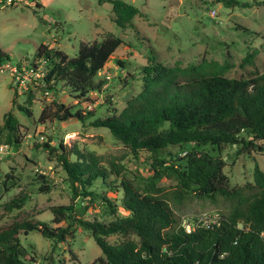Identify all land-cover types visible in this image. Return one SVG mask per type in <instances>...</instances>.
Instances as JSON below:
<instances>
[{
    "label": "trees",
    "instance_id": "trees-1",
    "mask_svg": "<svg viewBox=\"0 0 264 264\" xmlns=\"http://www.w3.org/2000/svg\"><path fill=\"white\" fill-rule=\"evenodd\" d=\"M106 1L113 6L114 22L124 29L140 14L124 0H100ZM220 1L229 6L243 4ZM122 44L114 35L92 44L81 42L74 58L41 44L30 67L43 76L32 78V82L45 93L63 90L74 99L93 103L91 94L104 85L95 78ZM248 58L253 62L254 55ZM7 61L9 57L0 49V66ZM17 67L20 72L22 65ZM209 67L171 68L151 61L140 68L141 91L124 110H114V114L90 123L107 128L135 154H150L155 174L146 182L122 178L119 172L96 165L91 155L71 152L61 142L57 148L43 142L42 147L62 167L71 203L51 207L50 223L18 220L0 228V264H26L29 253L20 240L21 233L36 231L62 245L77 227L89 232L101 249L102 256L91 264H264V171L256 166L253 183L231 186L220 154L225 146L235 145L249 157L264 156V72L228 78ZM18 96L14 89L12 107L31 119L32 111L17 103ZM31 100L28 98L27 104ZM55 106L53 117L62 122L78 119L84 123L94 117L93 111ZM22 143L20 122L10 110L0 125V145L19 148ZM186 146L191 148L183 155L171 151ZM165 170L171 171L177 182L170 192L157 187ZM7 177L10 182L0 185V193L16 186L15 178ZM97 181L116 198L92 189ZM50 190L45 182L39 192ZM187 198L221 199L230 208L217 220L200 223L187 232L170 203ZM26 202L27 197L20 194L5 205V211L21 210ZM94 209H98L99 218L87 219L89 210ZM112 237L119 240L112 243Z\"/></svg>",
    "mask_w": 264,
    "mask_h": 264
},
{
    "label": "rangeland",
    "instance_id": "rangeland-1",
    "mask_svg": "<svg viewBox=\"0 0 264 264\" xmlns=\"http://www.w3.org/2000/svg\"><path fill=\"white\" fill-rule=\"evenodd\" d=\"M124 1L140 11L133 25L125 29L114 22L113 6L107 1L16 0L11 6L0 5V49L9 57V61L0 66V125L4 114L11 110L20 122L23 136L22 145L19 148L9 145L0 160V185L9 184L7 176L14 177L16 182L10 192L0 193V228L18 220L50 223L51 207L71 203L62 167L42 147L43 142L56 148L61 142L71 152L89 154L96 165L117 171L122 178L146 182L155 174L149 153L135 154L107 128L90 125L98 118L114 114V110L117 113L124 110L141 91L140 68L151 61L171 68L210 65V71H219L228 78H248L256 71L264 72V0H238L243 4L234 6L224 5L220 0ZM108 35L121 38L123 44L95 78L96 83L103 81L104 85L100 92L91 94L93 103L74 99L63 90L45 93L28 81L25 87L18 89L17 103L29 107L33 117L28 119L17 107H12L16 83L12 72L4 69V65L28 66L41 44L74 58L81 42H100ZM249 55H254L253 62ZM30 97L32 103L27 104ZM57 104L74 111H93L94 117L84 123L78 119L59 121L53 117ZM45 110L46 114L42 115ZM190 148H172L171 151L183 155ZM240 148L228 145L220 152L231 186L253 183L256 166L264 171L263 155L249 157L241 153ZM71 158L75 159L73 155ZM45 182L51 190L40 193ZM176 184L172 172L165 170L157 187L170 192ZM92 189L107 191L108 196L116 198L100 181ZM20 194L27 197L26 205L21 210L6 212L5 205ZM170 203L176 215L193 226L200 219L203 223L213 222L230 208L221 199L211 202L187 198ZM98 213V209L89 210L86 218H99ZM20 240L29 253L26 264H91L102 256L91 234L81 227L62 245H55L36 231L28 235L21 233ZM118 240V237L110 238L112 243Z\"/></svg>",
    "mask_w": 264,
    "mask_h": 264
},
{
    "label": "built area",
    "instance_id": "built-area-1",
    "mask_svg": "<svg viewBox=\"0 0 264 264\" xmlns=\"http://www.w3.org/2000/svg\"><path fill=\"white\" fill-rule=\"evenodd\" d=\"M16 2V0H0V5L2 7H7V6H11L14 5ZM30 64L26 67H21V71L19 72L17 65L12 66L11 64L7 63L6 65H4V69H8L12 72V75L14 77L15 83H16V87L15 89L18 91L21 90L23 87H25L26 82L31 81L32 82V78H40L43 76L42 73L40 74H35L33 72V68L30 67ZM22 68L29 70L31 73L28 72H24L22 71ZM41 68V66H39V69ZM23 69V70H24ZM33 76V77H32ZM9 150V146L5 145V144H1L0 145V160L2 159V157L8 152ZM217 220V219H216ZM215 221V220H214ZM200 223H203L202 219H200L199 221H197V223L193 226L191 224L186 223L183 219H182V226L184 227V229L187 232H190L192 229H194L195 227L199 226ZM206 223V222H205Z\"/></svg>",
    "mask_w": 264,
    "mask_h": 264
}]
</instances>
